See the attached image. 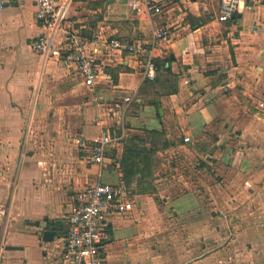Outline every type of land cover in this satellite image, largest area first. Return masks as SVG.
I'll return each mask as SVG.
<instances>
[{
  "label": "crops",
  "instance_id": "obj_1",
  "mask_svg": "<svg viewBox=\"0 0 264 264\" xmlns=\"http://www.w3.org/2000/svg\"><path fill=\"white\" fill-rule=\"evenodd\" d=\"M127 1L71 0L52 43L59 56L32 46L46 36L33 0L0 10V264H60L79 193L123 188L124 148L146 131L169 143L156 154L155 193L132 186V209L103 215L105 263L264 264V3L219 22V0H162L152 21L167 34L156 41L143 8ZM73 35L97 70L91 86L65 58ZM126 96L134 115L120 130L113 113ZM113 129L120 140L105 166L88 163L82 143ZM217 176L228 210L220 224L238 229L235 239L218 240L210 216ZM44 230L55 231L51 242Z\"/></svg>",
  "mask_w": 264,
  "mask_h": 264
},
{
  "label": "built area",
  "instance_id": "obj_2",
  "mask_svg": "<svg viewBox=\"0 0 264 264\" xmlns=\"http://www.w3.org/2000/svg\"><path fill=\"white\" fill-rule=\"evenodd\" d=\"M35 3V19L41 23L46 31L45 38L32 44L33 48L43 55L59 56V52L52 48L55 36L61 31L65 22L69 3L71 0H33ZM8 0H0L2 10ZM264 0H219L217 21L224 22L239 13L243 7L248 5H260ZM127 6L130 10L136 11L142 7L146 13L148 26L153 30L156 41L165 40L167 32L156 29L153 25L152 16L158 15L161 10L162 0H128ZM70 49L65 58L72 64L81 76L86 86H91L97 78V70L86 51L80 45L77 36L69 37ZM114 48H129L128 45L116 41H109ZM144 79L152 81L155 78V65L149 59L145 63L143 71ZM133 97L126 96L122 99L113 116L120 130L124 129L125 118L134 115L131 107ZM120 137L115 129L103 133L91 145L82 143V148L88 149V163L104 167L108 150L118 144ZM188 142L189 139H183ZM245 185L249 187L248 183ZM133 201L129 194L120 186L95 184L85 187L77 197V203L72 208L67 221L68 233L64 239L60 253V264H106L101 255V249L108 239L103 215L108 212L122 214L132 209Z\"/></svg>",
  "mask_w": 264,
  "mask_h": 264
},
{
  "label": "trees",
  "instance_id": "obj_3",
  "mask_svg": "<svg viewBox=\"0 0 264 264\" xmlns=\"http://www.w3.org/2000/svg\"><path fill=\"white\" fill-rule=\"evenodd\" d=\"M169 59H166V63ZM154 62V61H153ZM155 65V64H154ZM146 139H132L124 148L119 162L121 183L125 190L134 187L131 192L153 195V168L157 160L156 154L169 147L162 133L146 131ZM132 194V193H130Z\"/></svg>",
  "mask_w": 264,
  "mask_h": 264
},
{
  "label": "rangeland",
  "instance_id": "obj_4",
  "mask_svg": "<svg viewBox=\"0 0 264 264\" xmlns=\"http://www.w3.org/2000/svg\"><path fill=\"white\" fill-rule=\"evenodd\" d=\"M119 1L126 2V0H119ZM205 180H207V179L205 178ZM222 181H223V179L222 178H219L218 176H217V178L214 181V184L216 185L217 190H218L217 191V195H216L217 207H219L220 210H218V212H216V214H214V213H213V215L210 214V216H212V217H215L216 216V219L219 222V227L216 230V236H217V239L218 240H220V238L221 239H235V238H238L239 237L240 231L238 229H236V230H234V229L233 230H229V229H227V228H225L224 226L221 225L222 222L224 221L223 215L224 214L226 215L227 214L226 212L228 211L227 209L224 210V208H225L224 194L226 193L225 192V189L226 188H225V183L222 182ZM209 182H212V180H210ZM206 199L207 198H205L204 201ZM219 211H221L222 214H219ZM233 219H234L235 222H239V214H237V217L236 216H233ZM201 236L202 237L207 236V232H205V234H202ZM235 264H238V261L235 262Z\"/></svg>",
  "mask_w": 264,
  "mask_h": 264
},
{
  "label": "water",
  "instance_id": "obj_5",
  "mask_svg": "<svg viewBox=\"0 0 264 264\" xmlns=\"http://www.w3.org/2000/svg\"><path fill=\"white\" fill-rule=\"evenodd\" d=\"M239 17V15L237 16ZM55 236V231L53 230H44L42 232V241L43 242H51Z\"/></svg>",
  "mask_w": 264,
  "mask_h": 264
}]
</instances>
